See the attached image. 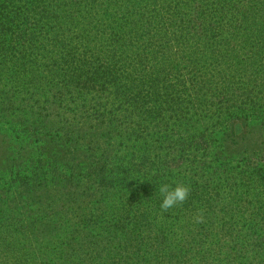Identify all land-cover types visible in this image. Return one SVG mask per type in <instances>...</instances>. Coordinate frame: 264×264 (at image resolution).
I'll return each mask as SVG.
<instances>
[{"label": "trees", "instance_id": "1", "mask_svg": "<svg viewBox=\"0 0 264 264\" xmlns=\"http://www.w3.org/2000/svg\"><path fill=\"white\" fill-rule=\"evenodd\" d=\"M0 264H264V0H0Z\"/></svg>", "mask_w": 264, "mask_h": 264}, {"label": "clouds", "instance_id": "2", "mask_svg": "<svg viewBox=\"0 0 264 264\" xmlns=\"http://www.w3.org/2000/svg\"><path fill=\"white\" fill-rule=\"evenodd\" d=\"M190 191V187L183 184H178L175 188H171L168 184H162L159 187V192L163 196V200L160 205L161 211L165 213L168 212L170 208L177 205H183V203L188 199ZM202 221V216L197 217L196 222L199 223Z\"/></svg>", "mask_w": 264, "mask_h": 264}]
</instances>
